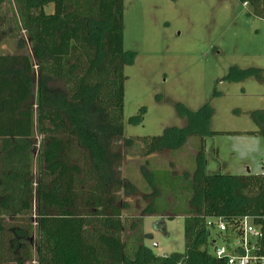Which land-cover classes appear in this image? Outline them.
Wrapping results in <instances>:
<instances>
[{"label": "trees", "instance_id": "16d2710c", "mask_svg": "<svg viewBox=\"0 0 264 264\" xmlns=\"http://www.w3.org/2000/svg\"><path fill=\"white\" fill-rule=\"evenodd\" d=\"M238 1L264 19V0ZM5 10L14 24L6 31ZM3 36L16 39L17 50L0 53V264H227L214 254L229 236L208 225L214 217L231 226L252 218L264 254V175L206 172L205 136L230 133L209 130L210 106L192 111L178 102L184 127L124 136L125 65L134 53L124 48L123 0H0ZM263 72L233 66L227 79L262 81ZM258 112L259 129L246 133L264 135ZM191 135L202 138L200 179L149 175L144 213L184 216V252L159 255L145 244L142 222L126 232L121 193L133 195L135 187L120 168L131 150H174Z\"/></svg>", "mask_w": 264, "mask_h": 264}, {"label": "rangeland", "instance_id": "374dc122", "mask_svg": "<svg viewBox=\"0 0 264 264\" xmlns=\"http://www.w3.org/2000/svg\"><path fill=\"white\" fill-rule=\"evenodd\" d=\"M123 2L124 48L134 53L125 65L124 136H155L167 127H184L187 121L176 109L178 102L192 111L208 105L209 130L230 133L205 136L206 172L264 171V135L234 133L259 129L260 120L252 113L264 112V79H227L233 66L264 70V19L250 15V7L238 0ZM45 8L48 13L53 10L52 4ZM4 15L1 28L6 31L14 25L13 14L5 10ZM16 42L10 36L0 38V53L15 52ZM200 139L191 135L174 150L146 156L131 150L124 156L121 177L135 187L133 195L121 193L129 205L123 210L126 232L131 233L132 221L137 227L142 222L145 244L157 254L184 252V216L144 213L153 191L149 175L157 170L158 176L169 171L178 178L200 179L196 161ZM33 168L36 181V164ZM179 183L185 184L183 179ZM166 200L173 206L178 201L171 191Z\"/></svg>", "mask_w": 264, "mask_h": 264}, {"label": "built area", "instance_id": "2783aa9c", "mask_svg": "<svg viewBox=\"0 0 264 264\" xmlns=\"http://www.w3.org/2000/svg\"><path fill=\"white\" fill-rule=\"evenodd\" d=\"M207 223L229 235L227 240L216 244V257L225 259L227 264H264V254L259 243L263 233L252 218L245 216L236 226L228 225L221 217L209 218Z\"/></svg>", "mask_w": 264, "mask_h": 264}, {"label": "crops", "instance_id": "0c3cea01", "mask_svg": "<svg viewBox=\"0 0 264 264\" xmlns=\"http://www.w3.org/2000/svg\"><path fill=\"white\" fill-rule=\"evenodd\" d=\"M45 10H46V8H45ZM249 131H256V130H249ZM241 132V131H240ZM247 131H243V132H241V133H246ZM240 133V134H241ZM253 135H257V134H253ZM207 153V152H206ZM225 167H227V165H225ZM249 172H251L250 170H249ZM249 172H247V173H249ZM264 171H262L261 173H257V174H262ZM246 173V174H247ZM251 173H253V172H251ZM148 246V245H147ZM157 254V253H156ZM160 255V254H159ZM164 255V254H163Z\"/></svg>", "mask_w": 264, "mask_h": 264}, {"label": "water", "instance_id": "95a60500", "mask_svg": "<svg viewBox=\"0 0 264 264\" xmlns=\"http://www.w3.org/2000/svg\"><path fill=\"white\" fill-rule=\"evenodd\" d=\"M249 172V171H248Z\"/></svg>", "mask_w": 264, "mask_h": 264}]
</instances>
